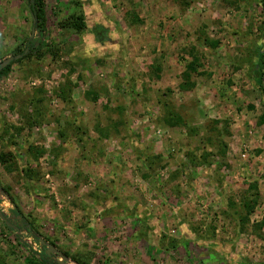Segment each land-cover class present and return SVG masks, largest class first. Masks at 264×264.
Returning <instances> with one entry per match:
<instances>
[{
	"label": "rangeland",
	"instance_id": "374dc122",
	"mask_svg": "<svg viewBox=\"0 0 264 264\" xmlns=\"http://www.w3.org/2000/svg\"><path fill=\"white\" fill-rule=\"evenodd\" d=\"M46 1L48 50L0 80V210L93 264H264L261 0ZM80 14L103 38L61 27ZM32 29L26 0H0V64ZM4 223L6 264L46 250Z\"/></svg>",
	"mask_w": 264,
	"mask_h": 264
},
{
	"label": "trees",
	"instance_id": "16d2710c",
	"mask_svg": "<svg viewBox=\"0 0 264 264\" xmlns=\"http://www.w3.org/2000/svg\"><path fill=\"white\" fill-rule=\"evenodd\" d=\"M47 1L46 0H26V4L29 10V13L31 15L32 19V26L35 28L37 32V37L35 39L29 38L27 40L26 48L23 50L21 47L16 49L14 52V56L17 55H23L26 49H29V53L25 55L22 59L18 61H14L11 65H9L4 70L0 71V80L3 77H6L12 70V67L15 64H20L25 60H31L34 57L37 58H43L44 53L48 50V46L44 43L46 34L48 33V13H47ZM260 7L262 12L264 13V0H261ZM133 19H137V16L134 15ZM35 21V23H34ZM64 29H71L72 32L78 35L91 33L94 34L97 38H103V34L99 29L94 28L90 30L87 26L86 20L84 15H78V16H72L70 20H67L62 24L61 26ZM213 47H218V43H214ZM58 52V49L56 50ZM194 52H191L193 54ZM56 53H54L55 57ZM57 57V56H56ZM258 67L261 69V80H260V90L263 94V105H264V52H262L259 55V61H258ZM202 68L200 64V59L196 56H193V60L189 62L186 66L185 71L181 75V83L179 84V90L181 93H187L191 92L196 87V75L200 74L199 70ZM64 93V90L62 91ZM61 93V94H62ZM164 122L167 126L173 128L178 126H186L187 123L185 119L182 116L177 115L176 112L171 111L167 113L166 118H164ZM217 123V122H216ZM259 124H264V113L262 114L261 118L259 119ZM43 154L41 151H34V158L35 160H38L39 157H41ZM17 159V157H14ZM189 158L191 162H196L195 154L190 153ZM0 160L4 163L6 162V159L4 156H1ZM10 171V169H8ZM250 190L254 191L257 190L256 183H251ZM8 193V191H7ZM8 195V194H7ZM258 194L256 193V196L252 198V200H249L250 198L245 197V201L243 200V211L250 215L254 211L256 204L258 203L257 200ZM9 213L11 216H14V220H11L12 224H15L18 229L15 230L13 228H10L5 224V228L8 230H11L14 234H17L19 231H27L30 233V236L34 238V235L32 234L33 230H36L35 224L32 220H30L29 217H26V215L17 207L14 209H9ZM260 227H264V221L260 225ZM34 240L39 243V240ZM51 244L54 242L52 240H49ZM43 249V248H42ZM64 254L71 259L75 264H93L94 259L96 256L90 252H84L80 254H72L68 251H65ZM0 264H6L4 261L0 259ZM29 264H58L57 260L54 256H47L46 250H41L37 257L33 256L32 259L29 261Z\"/></svg>",
	"mask_w": 264,
	"mask_h": 264
},
{
	"label": "water",
	"instance_id": "95a60500",
	"mask_svg": "<svg viewBox=\"0 0 264 264\" xmlns=\"http://www.w3.org/2000/svg\"><path fill=\"white\" fill-rule=\"evenodd\" d=\"M35 23V21H34ZM36 33L35 28L32 29V34H31V39L34 38ZM29 53V49H26L23 55H17V56H10L6 58L1 64H0V71L4 70L7 68L9 65H11L14 61H18L22 59L25 55ZM2 190L0 189V192ZM0 218L2 219L3 222L7 224L10 228H13L15 230L18 229V227L15 224L11 223V218L5 216V214L0 210ZM27 232V231H26ZM37 240H39V243L41 246L46 247V254L47 256H58L60 260H57L58 264H75L71 259H69L63 252L56 250V248L50 244L44 241L42 237H38Z\"/></svg>",
	"mask_w": 264,
	"mask_h": 264
}]
</instances>
